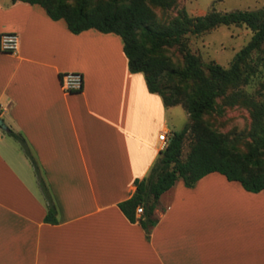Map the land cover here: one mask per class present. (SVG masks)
<instances>
[{"label":"crops","instance_id":"crops-1","mask_svg":"<svg viewBox=\"0 0 264 264\" xmlns=\"http://www.w3.org/2000/svg\"><path fill=\"white\" fill-rule=\"evenodd\" d=\"M5 33L20 43L0 51V264H264V191L219 173L164 193L149 234L119 208L150 174L159 135L189 123L130 71L120 36L75 35L41 6L0 0ZM71 72L83 75L81 92L63 91ZM10 131L27 142L57 224L45 222L35 168Z\"/></svg>","mask_w":264,"mask_h":264},{"label":"trees","instance_id":"trees-1","mask_svg":"<svg viewBox=\"0 0 264 264\" xmlns=\"http://www.w3.org/2000/svg\"><path fill=\"white\" fill-rule=\"evenodd\" d=\"M12 1L41 6L52 20H64L75 35L96 30L120 36L130 71L142 73L149 91L161 96L167 108L182 106L188 114L191 123L171 135L150 174L136 180L133 196L119 204L131 223H139L149 234L158 221L155 211L161 196L178 181L193 188L204 177L219 173L229 182L239 183L247 192L264 191V92L260 95L261 100L242 91L232 97L236 101L231 104L241 100L251 113L245 151L240 148L241 138L232 140L206 122V117L219 111V101L228 100L230 91L240 89L244 83L264 73V7L227 13L212 9L198 17H192L182 9L169 23L161 24L152 6L167 10L176 6L179 0ZM222 26L245 27L252 32V38L228 68L217 63L205 65L189 49L188 39ZM173 48L182 56L179 63L168 54ZM258 53L261 57H255ZM189 133H193L194 139L183 159ZM9 134L19 142L35 168L48 205L45 222L57 224V207L27 142L13 131ZM139 208L143 213L138 216Z\"/></svg>","mask_w":264,"mask_h":264},{"label":"rangeland","instance_id":"rangeland-1","mask_svg":"<svg viewBox=\"0 0 264 264\" xmlns=\"http://www.w3.org/2000/svg\"><path fill=\"white\" fill-rule=\"evenodd\" d=\"M263 7L264 0H179L177 5L170 9L163 10L156 6H152V9L156 14L158 22L167 24L182 9H185L190 16L198 17L204 16L212 9L227 13L237 10L253 11ZM251 38L252 32L245 27L222 26L198 37L190 36L188 47L192 53L199 57L203 64L217 63L228 68L236 54L249 43ZM168 54L174 62L179 63L182 60V56L174 48L169 50ZM261 55L258 53L255 57H261ZM263 82L264 73L253 77L251 81L244 83L240 89L230 91L228 93V100L222 99L219 101V111L206 117V122L212 129L228 135L232 140L241 138L243 140L240 146L242 151H245V145L249 142L247 137L251 128V113L250 109L241 100H237L235 104H231L232 101H236L232 100V97L237 92L242 91L257 100H261L260 95L264 92ZM190 123L189 119L188 125ZM193 139V133H189L184 143L183 159H186ZM236 184L238 185V183Z\"/></svg>","mask_w":264,"mask_h":264},{"label":"built area","instance_id":"built-area-1","mask_svg":"<svg viewBox=\"0 0 264 264\" xmlns=\"http://www.w3.org/2000/svg\"><path fill=\"white\" fill-rule=\"evenodd\" d=\"M20 38L16 33H5L0 37V51L3 53H16L19 47ZM61 87L66 93H78L83 90L84 77L81 73H66L61 77ZM159 141L162 143V150L167 147L169 137L167 133L159 135ZM143 209L139 208L137 214L141 215Z\"/></svg>","mask_w":264,"mask_h":264},{"label":"water","instance_id":"water-1","mask_svg":"<svg viewBox=\"0 0 264 264\" xmlns=\"http://www.w3.org/2000/svg\"><path fill=\"white\" fill-rule=\"evenodd\" d=\"M0 126L4 129V130H8L7 126L5 125L4 121L2 119H0Z\"/></svg>","mask_w":264,"mask_h":264}]
</instances>
